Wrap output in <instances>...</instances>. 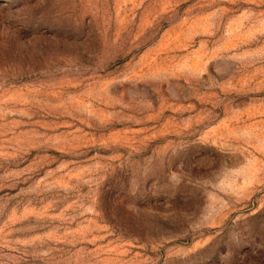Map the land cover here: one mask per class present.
<instances>
[{"label": "rangeland", "instance_id": "rangeland-1", "mask_svg": "<svg viewBox=\"0 0 264 264\" xmlns=\"http://www.w3.org/2000/svg\"><path fill=\"white\" fill-rule=\"evenodd\" d=\"M0 264H264V0H0Z\"/></svg>", "mask_w": 264, "mask_h": 264}]
</instances>
